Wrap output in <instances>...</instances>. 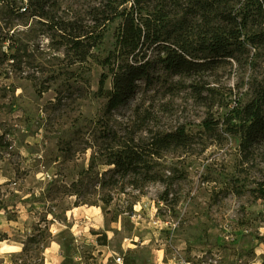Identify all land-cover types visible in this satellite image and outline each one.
Returning a JSON list of instances; mask_svg holds the SVG:
<instances>
[{
  "label": "rangeland",
  "instance_id": "1",
  "mask_svg": "<svg viewBox=\"0 0 264 264\" xmlns=\"http://www.w3.org/2000/svg\"><path fill=\"white\" fill-rule=\"evenodd\" d=\"M8 1L0 0V238H9L0 242V264H264V143L244 161L240 134L224 122L264 79V42L252 40L264 35L263 14L252 16L245 46L215 72L193 79L159 70L161 79L139 81L108 112L100 79L106 73L112 88L104 59L123 16L107 18L120 0H56L55 23L24 11L29 0ZM175 1L143 0L138 17L168 21ZM60 20L102 31L86 60L68 56ZM200 35L205 27H190L184 39ZM191 83L210 87L209 97ZM206 118L220 124L207 131ZM180 125L191 141L158 160L161 178L136 188L133 175L107 171L120 142Z\"/></svg>",
  "mask_w": 264,
  "mask_h": 264
},
{
  "label": "trees",
  "instance_id": "2",
  "mask_svg": "<svg viewBox=\"0 0 264 264\" xmlns=\"http://www.w3.org/2000/svg\"><path fill=\"white\" fill-rule=\"evenodd\" d=\"M142 1L132 0L131 7L119 9L128 2L120 0L115 13L107 18L113 21L116 16H123L116 47L104 59L113 74L112 88H106V73L100 79V93L108 98V112L126 104L135 95L139 81L145 80L150 86L161 79L159 70L193 79L215 72L228 58L236 57V50L245 46L246 40L241 37L252 16L263 14L264 17V0H178L174 3L177 9L168 21L161 13L139 19ZM52 2L51 5L50 0H29L24 11L55 23L57 15L54 6L57 1ZM9 4L8 1L7 6ZM56 24L62 38L59 42L66 47L68 56L74 62L86 60L92 55L93 46L102 37V31L89 30L77 25L76 21L60 20ZM195 26L205 27V37L200 35L194 42L187 41L188 38L185 40L186 30ZM263 36L259 34L251 38L254 42H264ZM146 43H149L147 48L154 45L153 49L157 50L154 55L149 54L147 48L143 49ZM191 86L202 100L209 97L203 94L204 90H212L198 83H191ZM234 119L236 123H232ZM224 122L228 131L240 134L244 161L249 160L256 147L264 143V79L254 89L251 100L234 109ZM219 124L220 120L210 118L203 121L207 131L215 130ZM191 138L184 125L168 132L157 131L148 138L130 137L120 142L105 161L110 166L107 171L122 177L133 175L134 180L140 182L134 186L143 188L147 182L161 178L155 168L163 154L173 148L185 147ZM94 165L95 157L87 171L92 170ZM260 184L263 197L264 175ZM168 194L169 191H165L161 198L167 200ZM42 231L46 232L48 228ZM8 238L6 234L0 240Z\"/></svg>",
  "mask_w": 264,
  "mask_h": 264
},
{
  "label": "crops",
  "instance_id": "3",
  "mask_svg": "<svg viewBox=\"0 0 264 264\" xmlns=\"http://www.w3.org/2000/svg\"><path fill=\"white\" fill-rule=\"evenodd\" d=\"M78 206V205H77ZM81 206L79 205V207H76V208H80ZM119 220V218L117 220H114L112 222H110L111 224L114 223V222H117ZM104 222L106 223V218H105V215H104ZM70 227H72V225H70ZM0 242H3L2 240H0ZM11 245V244H9Z\"/></svg>",
  "mask_w": 264,
  "mask_h": 264
},
{
  "label": "built area",
  "instance_id": "4",
  "mask_svg": "<svg viewBox=\"0 0 264 264\" xmlns=\"http://www.w3.org/2000/svg\"><path fill=\"white\" fill-rule=\"evenodd\" d=\"M117 260H118V261H121V260H122V258H121V257H118V258H117Z\"/></svg>",
  "mask_w": 264,
  "mask_h": 264
}]
</instances>
